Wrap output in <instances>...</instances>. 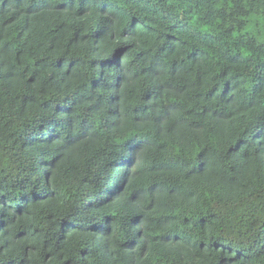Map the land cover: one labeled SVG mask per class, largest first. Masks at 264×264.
<instances>
[{"label": "clouds", "instance_id": "clouds-1", "mask_svg": "<svg viewBox=\"0 0 264 264\" xmlns=\"http://www.w3.org/2000/svg\"><path fill=\"white\" fill-rule=\"evenodd\" d=\"M0 264H264V0H0Z\"/></svg>", "mask_w": 264, "mask_h": 264}]
</instances>
